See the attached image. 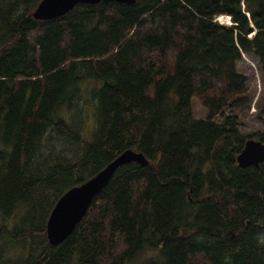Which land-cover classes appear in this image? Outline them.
<instances>
[{
	"label": "trees",
	"instance_id": "16d2710c",
	"mask_svg": "<svg viewBox=\"0 0 264 264\" xmlns=\"http://www.w3.org/2000/svg\"><path fill=\"white\" fill-rule=\"evenodd\" d=\"M39 1L0 0V264H264V160L236 161L264 144L242 133L237 66L264 61V0H101L36 20ZM126 149L148 163L120 166L51 245L59 197Z\"/></svg>",
	"mask_w": 264,
	"mask_h": 264
},
{
	"label": "water",
	"instance_id": "95a60500",
	"mask_svg": "<svg viewBox=\"0 0 264 264\" xmlns=\"http://www.w3.org/2000/svg\"><path fill=\"white\" fill-rule=\"evenodd\" d=\"M101 0H40L32 12L36 20H48L62 16L78 3L96 4ZM133 4L136 0H111ZM264 160V144L255 138L246 139L236 161L242 168L257 166ZM136 162L144 165L148 159L133 149H126L84 182L68 188L56 201L46 223V235L51 245L62 242L82 220L93 198L108 183L122 165Z\"/></svg>",
	"mask_w": 264,
	"mask_h": 264
},
{
	"label": "rangeland",
	"instance_id": "374dc122",
	"mask_svg": "<svg viewBox=\"0 0 264 264\" xmlns=\"http://www.w3.org/2000/svg\"><path fill=\"white\" fill-rule=\"evenodd\" d=\"M237 66L247 76L249 93L253 97L248 113L241 119L242 133L247 136L252 132L264 131V125L256 117V103L260 104L264 101V64L255 55L243 53ZM191 104L195 118L205 116L206 109L197 98H192Z\"/></svg>",
	"mask_w": 264,
	"mask_h": 264
},
{
	"label": "built area",
	"instance_id": "2783aa9c",
	"mask_svg": "<svg viewBox=\"0 0 264 264\" xmlns=\"http://www.w3.org/2000/svg\"><path fill=\"white\" fill-rule=\"evenodd\" d=\"M215 20L220 23L231 24L230 16H219V17H216Z\"/></svg>",
	"mask_w": 264,
	"mask_h": 264
},
{
	"label": "flooded vegetation",
	"instance_id": "af4514ba",
	"mask_svg": "<svg viewBox=\"0 0 264 264\" xmlns=\"http://www.w3.org/2000/svg\"><path fill=\"white\" fill-rule=\"evenodd\" d=\"M263 64H264V61H263Z\"/></svg>",
	"mask_w": 264,
	"mask_h": 264
}]
</instances>
